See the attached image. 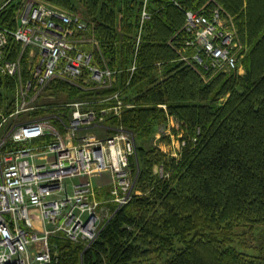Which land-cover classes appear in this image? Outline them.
Returning <instances> with one entry per match:
<instances>
[{"label": "trees", "instance_id": "1", "mask_svg": "<svg viewBox=\"0 0 264 264\" xmlns=\"http://www.w3.org/2000/svg\"><path fill=\"white\" fill-rule=\"evenodd\" d=\"M47 1L85 15L79 16L94 43L93 61L113 70L115 79L95 88L52 81L55 100L32 113H56L62 110L57 103L120 91L128 105L104 123L134 135L130 161L140 191L117 209L108 202L113 214L88 246L58 238L49 264H156L149 258L162 251L168 256L161 264H264V244L258 255L232 245L235 226H264V0ZM19 6L10 0L0 7V28H15ZM214 7L230 17L245 48L238 52L241 74L180 57L196 52L187 44L193 36L184 26L186 11L209 14ZM143 9L148 18H141ZM6 47L7 58L21 51L11 34ZM21 63L25 74V50ZM16 85L0 74V110L11 108ZM162 124L169 130L160 141L177 138L176 154L147 143Z\"/></svg>", "mask_w": 264, "mask_h": 264}, {"label": "built area", "instance_id": "2", "mask_svg": "<svg viewBox=\"0 0 264 264\" xmlns=\"http://www.w3.org/2000/svg\"><path fill=\"white\" fill-rule=\"evenodd\" d=\"M148 16L143 9L141 18ZM15 22L13 30L0 28V74L17 83L16 110L0 121V264H49L57 257L51 237L88 246L113 214L108 202L117 209L129 201L136 176L130 159L136 149L123 126L104 123L109 113L119 115L128 105L120 91L57 103L62 110L56 113L8 120L53 102L54 94L46 92L44 102L32 103L52 81L95 88L109 87L115 79V72L95 63L85 47L87 26L79 14L41 0H20ZM184 26L193 36L187 44L196 52L183 59L214 71L238 69L241 45L220 8L209 14L187 10ZM8 34L21 47L15 58L5 56ZM104 174L110 189L101 200L93 178Z\"/></svg>", "mask_w": 264, "mask_h": 264}, {"label": "rangeland", "instance_id": "3", "mask_svg": "<svg viewBox=\"0 0 264 264\" xmlns=\"http://www.w3.org/2000/svg\"><path fill=\"white\" fill-rule=\"evenodd\" d=\"M41 1H45L48 4H51V5H54V6L58 7L57 5L51 3L50 1H47V0H41ZM3 2H4V0H0V6L3 4ZM78 14L81 17L82 16L85 17V15H83L81 12H79ZM141 14H142V12H141ZM227 20L229 21L230 20V17ZM85 37L86 38H89V39L84 42V45L88 49L91 50V48H92V46L94 44L93 41H91L92 38L89 37V36H87L86 34H85ZM244 50H245V48L241 44L238 52H240V54H241ZM185 55L186 54H183V51H182L181 54H180L181 59H183L182 57L185 56ZM188 61L191 62L190 59ZM21 67H22V65H21ZM237 72L240 73V74L244 72L243 67L240 64H239V67L237 69ZM49 86H47L43 90H40L39 92H37L35 94V96H33L32 103L34 105L39 104V103H42V102L45 101V99H46L45 97L46 96L44 95L43 97H41V95L45 94L46 92H50V90L52 88H51V86L50 87ZM16 92H17V85H16V87L14 88V91H13V100H12V103H11V108H9V109L2 108L0 110V121H1V119H2L3 116H8L9 114H11L12 112H14L16 110V103H17ZM62 97H63V95H60V99ZM52 100H55V96H54V98ZM33 111L34 110L22 111V113H20L18 115H14V116L9 117L8 120H10V119L11 120H14V121L15 120H23V119L29 118L31 116L32 117H38V116L41 115V114H39V115H36L35 116L32 113ZM168 124H169V122H168ZM125 130L126 131H129L126 128H125ZM168 130H169V128L165 124L159 125L157 127V130H156L153 138L150 141H148L147 143L148 144L160 143V146L162 148H164L166 151L171 152V154H176L175 151L179 147V142H178V139L177 138H175L174 136L171 135V140L169 142H166V141L165 142H161L160 141L161 135L162 134H167L168 133ZM130 134H131L132 138H134V135L132 134V132H130ZM135 156H136V152H135ZM130 164H131V161H130ZM131 168L134 169L133 166H132V164H131ZM161 172H162V170L160 168V173ZM70 181H76V179L67 180V182H70ZM133 186H134V184H133ZM132 193L139 194L140 191L139 190H134V187H133L131 189L130 196H132ZM234 233H235V237H234V240L232 241V245L235 246L237 249L243 250V251H245L246 253H248L250 255H258V254L261 253L260 247L264 244V226H252V227H250V226H243V225L235 226L234 227ZM49 243L51 245L59 244V239L58 238L51 237L49 239ZM167 256H168V254L166 252L162 251L158 255H152L149 258V261H151L153 263H156V264H161L162 261H163V259H165Z\"/></svg>", "mask_w": 264, "mask_h": 264}, {"label": "crops", "instance_id": "4", "mask_svg": "<svg viewBox=\"0 0 264 264\" xmlns=\"http://www.w3.org/2000/svg\"><path fill=\"white\" fill-rule=\"evenodd\" d=\"M108 181H109V175L108 174H104L103 176L93 178V183L96 187V191H104V190L109 191L110 182H108ZM97 198H98V196H97ZM107 198L108 197H105L103 199H101V198H98V199L105 200Z\"/></svg>", "mask_w": 264, "mask_h": 264}]
</instances>
